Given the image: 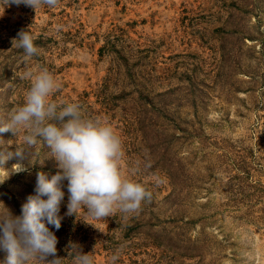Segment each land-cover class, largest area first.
Listing matches in <instances>:
<instances>
[{
  "label": "rangeland",
  "instance_id": "obj_1",
  "mask_svg": "<svg viewBox=\"0 0 264 264\" xmlns=\"http://www.w3.org/2000/svg\"><path fill=\"white\" fill-rule=\"evenodd\" d=\"M30 30L39 54L13 46ZM48 69L50 99L78 103L122 140L121 169L152 193L134 214L94 220L61 205L57 256L94 264H264V0H60L0 4V117L22 105L27 72ZM22 133L0 151L23 147ZM43 144L0 170V212L20 215ZM26 171H12L15 164ZM66 183V182H65ZM0 250V264L6 260ZM51 259V257L49 258Z\"/></svg>",
  "mask_w": 264,
  "mask_h": 264
},
{
  "label": "clouds",
  "instance_id": "obj_2",
  "mask_svg": "<svg viewBox=\"0 0 264 264\" xmlns=\"http://www.w3.org/2000/svg\"><path fill=\"white\" fill-rule=\"evenodd\" d=\"M59 2L0 0L4 7L24 5L35 12L43 6L56 7ZM13 46L22 49L26 59L39 54L30 30L21 29L13 38ZM25 78L30 87L22 105L0 117V137L22 133L24 146L0 151V170H7L5 165L13 157L23 160L26 150L32 155L43 144L57 162V171L52 175L43 171L36 174L34 194L22 204L20 215L8 209L0 212V250L7 254L4 264H62L63 258L57 256L58 238L51 229L61 227L65 187V215L77 216L83 210L94 220H104L116 212L134 214L151 200L152 193L122 171V140L109 123L86 118L78 103L50 99L60 84L48 69L27 72ZM12 171L20 173L26 169L17 163ZM4 181L0 180V184ZM71 248L72 264H94L91 253H84L77 245ZM118 255L113 254L112 264Z\"/></svg>",
  "mask_w": 264,
  "mask_h": 264
}]
</instances>
